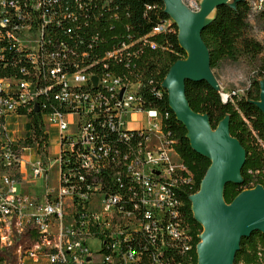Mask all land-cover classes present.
<instances>
[{"label":"built area","instance_id":"obj_1","mask_svg":"<svg viewBox=\"0 0 264 264\" xmlns=\"http://www.w3.org/2000/svg\"><path fill=\"white\" fill-rule=\"evenodd\" d=\"M28 1L21 11L17 0H0V36L16 49L13 58L2 61L0 48V264H89L95 253L101 254V264H166V245L183 257L179 264H190L189 237L174 217L177 190L193 184L192 174L180 158L170 159L168 150L174 149L162 131L159 110L141 105L139 78L126 76L139 53L134 43L154 48V42L128 34L103 48L97 28L100 10L89 0ZM248 1L251 22L264 0ZM29 14L34 21H24ZM48 22L58 24L49 30L51 39L42 33ZM33 112L39 113L44 138L45 123L58 133L55 192L47 186L53 166L45 156V139L38 147L26 138L32 130L25 125ZM127 113L144 117L134 125ZM18 116L23 118L22 133L13 123ZM97 124L130 141L120 158L99 139ZM153 133L159 144L149 147ZM75 141L82 147L79 165L62 172L61 150H69ZM33 150L41 158L27 162V168L44 185L31 194L16 184L21 154ZM108 161L129 179L127 196L105 192L95 180ZM76 166L91 181L76 173ZM98 199L102 205L91 208ZM136 232L143 238L133 240ZM89 238L99 242L95 252L87 247Z\"/></svg>","mask_w":264,"mask_h":264},{"label":"trees","instance_id":"obj_2","mask_svg":"<svg viewBox=\"0 0 264 264\" xmlns=\"http://www.w3.org/2000/svg\"><path fill=\"white\" fill-rule=\"evenodd\" d=\"M21 11L29 4L28 0H17ZM84 4L86 0H81ZM105 5H102V4ZM89 5H96L100 10L97 28L103 37V48L111 44L115 38L121 39L128 34L136 39L145 36L146 42L152 41L154 48H150L141 41L134 43L138 55L134 58V67L126 72V76L139 78V94L141 105L154 107L161 114V127L166 139L170 142L183 165L192 174L193 184L182 185L177 191L179 204L177 205L175 219L179 217L180 225L189 237L190 249L188 258L190 264H196L195 244L197 235L201 231L200 225L193 219L188 195L195 192L199 181L209 164L207 158L193 151L185 138V129L178 122L168 108L166 94L160 82L169 66L178 58L184 57V51L178 46L176 40V27L163 12L162 3L158 0H89ZM250 6L248 0L238 1L234 9L223 4L216 8V14L201 31V38L209 53L210 68L218 65L222 58L236 59L242 57L253 68V75L249 77L248 85L241 95L231 92L222 99L219 92L212 89L204 80H185L184 93L192 110L206 113L212 127L224 114H228L229 133L237 138L244 148L245 159L240 172L242 182L239 184L226 183L223 197L229 202L240 190L261 184L264 187V120L259 109L250 100L258 97V78L264 79V42L258 40L252 33L253 27L248 21ZM36 18L38 15L35 16ZM24 21H34L31 14L23 16ZM260 24L264 36V6L254 14L253 18ZM50 23V24H49ZM58 24L48 22L43 26V35L51 39L49 30ZM161 25L162 29L153 31L154 26ZM8 27V26H7ZM4 29L0 28V32ZM11 40L0 36V48L5 53L2 61H9L16 54L11 46ZM21 61H25V53L21 51ZM119 70L122 69L118 66ZM103 116H105L103 114ZM26 128L31 129L29 142L35 141L38 147L43 140V126L39 113H31ZM99 139L109 143L116 149L117 156L126 151L130 141L118 137L106 126L97 124ZM136 134L131 138L133 142ZM74 143V144H73ZM69 150H61L62 172L72 165H79L81 146L75 142ZM65 165H64V163ZM75 167L76 173H82L87 181H91L88 173ZM75 176L76 177V174ZM118 178V180L116 179ZM95 180L101 184L105 192H118L123 197L130 194L128 190L129 179L119 167H114L108 161L106 168L96 173ZM93 180V181H95ZM173 218V219H174ZM136 238H143L135 233ZM166 256V264H179L183 261L174 249L165 246L162 255ZM233 264H264V231H251L239 240Z\"/></svg>","mask_w":264,"mask_h":264},{"label":"water","instance_id":"obj_3","mask_svg":"<svg viewBox=\"0 0 264 264\" xmlns=\"http://www.w3.org/2000/svg\"><path fill=\"white\" fill-rule=\"evenodd\" d=\"M158 1L175 25L177 44L184 51V57L169 66L160 86L165 91L168 108L185 129L190 148L209 161L197 190L187 197L192 217L201 227L195 244L196 264H233L240 238L253 230L264 231V187L255 184L240 190L229 202L224 200L225 184L242 182L244 148L229 133L228 114L212 127L206 113L192 110L184 93V82L204 80L215 91L221 90L210 68L201 31L213 20L218 6L225 4L234 9L236 2L242 0H196V9L184 0ZM257 83L258 97L250 101L264 120V79L258 78Z\"/></svg>","mask_w":264,"mask_h":264},{"label":"rangeland","instance_id":"obj_4","mask_svg":"<svg viewBox=\"0 0 264 264\" xmlns=\"http://www.w3.org/2000/svg\"><path fill=\"white\" fill-rule=\"evenodd\" d=\"M187 5L192 8H197L196 0H184ZM249 22L253 29L251 30L253 35L258 39L264 42V36L262 31L260 30V24L257 23L254 19ZM213 74L215 75L218 83L221 86V90L219 91V95L222 97L231 92H234L236 95H241L244 89L248 85L249 77L253 75V68L250 64L247 63L242 57H238L236 59L230 58H222L218 65L211 69ZM68 117L67 115H64ZM144 116L142 114H132L127 113V120L134 121V125L137 121L142 119ZM135 118V119H134ZM131 121V122H132ZM23 118L21 116L15 117L13 119V123L15 124V130L19 132H23L22 127ZM70 125V123H68ZM71 126H67V130L70 129ZM45 130L47 132L45 141L47 144L46 158L51 159L52 170L49 173L47 178V186L55 192L58 188V175H57V164L55 163V156L57 155V143H58V133L56 130L48 123H45ZM159 143L157 141V134H151V138L147 141V145L149 147L157 146ZM168 155L171 160L177 161L178 155L174 150H168ZM41 155L38 150H33L32 153H23L21 154V162H20V181L16 184L17 189L26 190L29 193H35L39 190L43 189L44 181L40 177H33L31 172L27 168V162L30 160H39ZM102 205V201L100 199L95 200L91 203V208H97ZM87 247L95 252L99 248V242L94 238H89L86 242ZM89 264H101V254L95 253L94 261Z\"/></svg>","mask_w":264,"mask_h":264}]
</instances>
